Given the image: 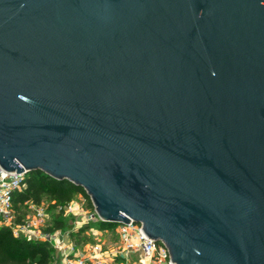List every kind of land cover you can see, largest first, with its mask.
Here are the masks:
<instances>
[{"label":"water","instance_id":"1","mask_svg":"<svg viewBox=\"0 0 264 264\" xmlns=\"http://www.w3.org/2000/svg\"><path fill=\"white\" fill-rule=\"evenodd\" d=\"M0 170L173 264H264V0H0Z\"/></svg>","mask_w":264,"mask_h":264},{"label":"built area","instance_id":"2","mask_svg":"<svg viewBox=\"0 0 264 264\" xmlns=\"http://www.w3.org/2000/svg\"><path fill=\"white\" fill-rule=\"evenodd\" d=\"M26 172L21 174L7 173L0 170V225L7 226L14 237L27 241H46L53 249L60 252L61 264H114L107 259V249L99 242L91 243L87 251H79L76 244L64 236L60 228L52 229L48 215L41 204L27 203L30 215H21L15 211L14 196L21 188ZM62 214L81 216L82 223L99 220L93 209H86L82 203L71 200L62 207ZM116 233L119 246L110 253L120 260H128L131 253L139 252L143 264H173L166 248L148 238L139 223L129 220L127 224H117ZM67 239L66 242L63 240Z\"/></svg>","mask_w":264,"mask_h":264},{"label":"trees","instance_id":"3","mask_svg":"<svg viewBox=\"0 0 264 264\" xmlns=\"http://www.w3.org/2000/svg\"><path fill=\"white\" fill-rule=\"evenodd\" d=\"M76 194L85 199L86 209H93L89 197L81 187L75 186L65 179H52L40 171L28 172L22 179L21 188L14 196V206L20 208L27 206V203L39 205L46 201L50 208H62ZM21 213L20 216L23 215ZM95 224H97L96 229L98 230L116 226L100 220L89 222L71 233L70 239L76 246L83 241L86 242V231ZM55 228H63L61 219L53 223L48 230L51 231ZM52 250L53 247L46 241H27L16 238L7 226L0 225V264H50Z\"/></svg>","mask_w":264,"mask_h":264},{"label":"rangeland","instance_id":"4","mask_svg":"<svg viewBox=\"0 0 264 264\" xmlns=\"http://www.w3.org/2000/svg\"><path fill=\"white\" fill-rule=\"evenodd\" d=\"M74 201L80 202L82 203V206H86V201L85 199L76 194L73 199ZM41 205L43 206V208L46 210V213L48 215V222L50 223V225L52 226L53 223L59 221L60 219L63 222V231H64V236L66 234H68L69 238H70V234L76 231V227L75 222L73 221L71 216H66V218H62V212L63 209L62 208H50L47 204L46 201H43L41 203ZM15 211L18 212L20 214V212H22L25 215H30V209L28 208V206H24V207H15ZM21 213V214H22ZM97 228V224L95 225H91V229H88L86 234L87 235V240L86 242L83 241V243H80V245L82 244H87L89 242H99L100 244L103 245V247H107L109 245H116L117 244V236H116V227H111V228H107L105 230H98ZM56 254L54 252V249L52 250V255L50 258V264H56L57 259L55 258Z\"/></svg>","mask_w":264,"mask_h":264},{"label":"crops","instance_id":"5","mask_svg":"<svg viewBox=\"0 0 264 264\" xmlns=\"http://www.w3.org/2000/svg\"><path fill=\"white\" fill-rule=\"evenodd\" d=\"M62 216V218L64 217V218H66V216H68V215H64V214H62L61 215ZM72 217V219H73V221L75 222V226L76 227H80V226H82V225H84V224H87V223H82V220H81V216H71ZM63 220V219H62ZM78 228H76V230L78 229ZM60 229H62L63 230V228H60ZM91 229V228H90ZM92 230V229H91ZM87 232V231H86ZM116 234V236H117V244L116 245H109V246H107V247H104V248H106L107 249V253H106V255H107V259L110 261V262H112V263H114V264H143L142 263V259H141V254L139 253V252H134V253H131V255L129 256V259L128 260H126V261H124V260H120L119 258H117V257H113L112 255H110V253L111 252H113L118 246H119V239H118V235H117V233H115ZM86 237H87V235H86ZM64 242H66L67 241V239H65L64 238V240H63ZM93 243V242H92ZM91 244V242H89V243H87V244H82V245H78V246H76V248H78V250L79 251H83V252H85V251H87V249H88V247H89V245ZM54 252H55V254H56V256H55V258L57 259V262H56V264H61V262H62V256L60 255V252L59 251H57V250H55L54 249Z\"/></svg>","mask_w":264,"mask_h":264}]
</instances>
